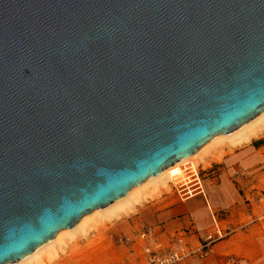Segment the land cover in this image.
Instances as JSON below:
<instances>
[{"label":"water","instance_id":"1","mask_svg":"<svg viewBox=\"0 0 264 264\" xmlns=\"http://www.w3.org/2000/svg\"><path fill=\"white\" fill-rule=\"evenodd\" d=\"M264 111V0H0V264Z\"/></svg>","mask_w":264,"mask_h":264},{"label":"rangeland","instance_id":"2","mask_svg":"<svg viewBox=\"0 0 264 264\" xmlns=\"http://www.w3.org/2000/svg\"><path fill=\"white\" fill-rule=\"evenodd\" d=\"M233 147L231 139L211 142L198 158L196 175L187 168L190 164L183 166L191 189L197 185V176L205 189L209 184L224 181L237 189L239 199L218 214L219 224L228 236L218 245L214 260L210 258L212 263L208 264H264V133L253 137L247 147L237 150ZM181 184L171 181L159 190L150 189L153 197L137 211L100 226L88 238L75 240L78 237L66 236L60 256L53 264H151L152 255L178 246L179 241L172 245L157 244L145 236L143 233L154 217L152 211L142 210L163 199L169 202L179 199L183 194L178 192ZM212 227L199 229L202 235L198 234L195 242L186 229L177 238L182 239L180 244L186 248H195L203 243Z\"/></svg>","mask_w":264,"mask_h":264},{"label":"bare ground","instance_id":"3","mask_svg":"<svg viewBox=\"0 0 264 264\" xmlns=\"http://www.w3.org/2000/svg\"><path fill=\"white\" fill-rule=\"evenodd\" d=\"M263 133L264 111L234 132L215 136L204 144L195 154L179 160L158 175L133 187L126 196L114 201L109 206L95 209L90 214L84 215L73 228H66L59 231L52 240L40 245L34 252L28 254L18 262H9L6 264H53L60 256V250L63 249L62 246L66 242V236L70 235L71 238L78 237L75 240L88 238L92 232L99 229L100 226L106 225L108 222L111 223L115 220H120L137 211V208L143 205L147 198L153 197V192L147 195L149 189L156 190L158 188L159 190L164 186H169L171 181L182 182L183 185L188 184V177L183 166L190 164V167L187 168L191 169L194 175L198 174V158L201 157L203 151L211 142L225 138L231 139L234 150H237L245 146L247 147L253 137ZM202 189L206 192L204 185H202Z\"/></svg>","mask_w":264,"mask_h":264},{"label":"crops","instance_id":"4","mask_svg":"<svg viewBox=\"0 0 264 264\" xmlns=\"http://www.w3.org/2000/svg\"><path fill=\"white\" fill-rule=\"evenodd\" d=\"M236 190L235 186L224 181L219 184H209L206 186V192H204L203 189L197 190L192 193L194 195L191 194L187 197L179 196V199L170 202L163 199L159 202L153 203L154 205L145 206L146 208L143 209L142 212L144 213V211L146 212L150 210L152 211L154 218L152 225L148 227L143 234L150 237L152 241L157 244L165 243L172 245L175 244V241L176 243L179 241L178 246H174V248H170L166 251L156 252L155 254L163 255L179 248L186 253L194 252V254L188 258L189 264H198L205 260H207L206 264H208L209 261L212 263L211 259L214 260V253L216 252L218 245L225 239L214 244L210 254L207 257L202 258L197 253L201 248L202 243L195 248H186L184 245L180 244L182 239L178 238L180 237L181 232L186 229L189 233H192L190 237L194 239L195 242V237H197L198 234L202 235V232L199 229L213 226V230L215 223L217 222L219 224V212L226 207H231L235 204V201L239 199ZM150 192L152 191L149 189L147 195ZM166 197L167 196H165V198ZM150 199L151 197L147 198L146 201H149ZM141 223H144V221L141 220ZM197 240L199 239L197 238Z\"/></svg>","mask_w":264,"mask_h":264},{"label":"built area","instance_id":"5","mask_svg":"<svg viewBox=\"0 0 264 264\" xmlns=\"http://www.w3.org/2000/svg\"><path fill=\"white\" fill-rule=\"evenodd\" d=\"M197 179V185L195 188H190L188 184H181V190L178 188V192L181 194L183 197L190 196L192 193L196 192L197 190H202V184L199 176L196 177ZM228 233L226 230H224L217 222L215 223L214 229L208 232L204 238V241L202 243L201 248L197 251L200 257L204 258L207 257L214 244L217 242L225 239L227 237ZM194 254L192 253H186L184 250L181 249H175L172 250L168 253H165L163 255H157L154 254L150 258V263L151 264H189L188 263V258Z\"/></svg>","mask_w":264,"mask_h":264}]
</instances>
